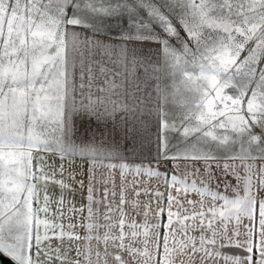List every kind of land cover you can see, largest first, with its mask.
<instances>
[{
  "label": "snow or ice",
  "instance_id": "obj_1",
  "mask_svg": "<svg viewBox=\"0 0 264 264\" xmlns=\"http://www.w3.org/2000/svg\"><path fill=\"white\" fill-rule=\"evenodd\" d=\"M0 255L264 264V0H0Z\"/></svg>",
  "mask_w": 264,
  "mask_h": 264
},
{
  "label": "crops",
  "instance_id": "obj_2",
  "mask_svg": "<svg viewBox=\"0 0 264 264\" xmlns=\"http://www.w3.org/2000/svg\"><path fill=\"white\" fill-rule=\"evenodd\" d=\"M173 82H174L173 78L169 77V78L165 79L164 84L168 85V84H171ZM168 90L170 92L172 91L171 88H169ZM194 99H195V97H194L193 93L185 91V89H183V90L179 89V91L176 93V103L175 104L170 103L169 106H168V110L171 113H173V114H185L188 111V108L181 107L180 106L181 101H186L188 106L191 107V105L194 102ZM93 128H95V124H92L91 126H89L85 122L84 124L81 125V127H80V135L83 137L84 140L88 139V137L91 134V131H92ZM56 162L59 163V159L58 158H56ZM75 163L79 164V165H84V161L82 159H80V158H76ZM161 190L163 191V187H161ZM76 200H77L78 203L83 202V201H81V198H80L79 195L76 197Z\"/></svg>",
  "mask_w": 264,
  "mask_h": 264
},
{
  "label": "rangeland",
  "instance_id": "obj_3",
  "mask_svg": "<svg viewBox=\"0 0 264 264\" xmlns=\"http://www.w3.org/2000/svg\"><path fill=\"white\" fill-rule=\"evenodd\" d=\"M180 80H181V77L179 75V73H177V75L174 77V82L176 83V85L179 87V89H184L183 86L180 85Z\"/></svg>",
  "mask_w": 264,
  "mask_h": 264
},
{
  "label": "water",
  "instance_id": "obj_4",
  "mask_svg": "<svg viewBox=\"0 0 264 264\" xmlns=\"http://www.w3.org/2000/svg\"><path fill=\"white\" fill-rule=\"evenodd\" d=\"M0 264H11V261L8 257H4L3 255H0Z\"/></svg>",
  "mask_w": 264,
  "mask_h": 264
}]
</instances>
